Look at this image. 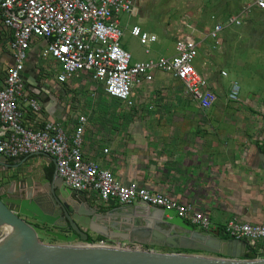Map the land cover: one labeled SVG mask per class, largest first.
Returning a JSON list of instances; mask_svg holds the SVG:
<instances>
[{"label":"crops","instance_id":"1","mask_svg":"<svg viewBox=\"0 0 264 264\" xmlns=\"http://www.w3.org/2000/svg\"><path fill=\"white\" fill-rule=\"evenodd\" d=\"M149 2L139 0L130 15L120 16L119 28L123 36L134 38L128 29L145 22ZM251 12L264 13L255 9ZM217 23L220 22L210 26L204 39L187 37L190 33L186 31L181 36L170 38L174 44L178 39L196 42L197 58L202 55L203 58L200 61L196 58L195 68L206 78L217 98L210 109L201 111L186 94L183 84L163 72L164 77L155 78L153 74L150 83L133 88L135 104L132 108L108 97L87 74H76L64 84L58 83L56 74L59 67L39 57L45 43L37 40L28 51L22 74L24 97L20 106L24 108V121L32 128L53 122L71 136L78 118L85 117L81 141L84 160L110 171L125 186L134 183L139 188L205 213L212 232L221 233L222 226L228 221L263 223L264 95L256 93L252 97L244 89L241 93L240 89L237 102L228 100L231 82L237 81L239 87L240 83L215 66L222 49L210 42L215 39L209 34ZM238 27H226L220 33ZM122 48L131 54L132 62L146 61L126 45ZM199 49H204V54L200 55ZM11 63L5 34L0 31V85L5 67ZM222 71L227 75L222 76ZM28 99H34L40 105L38 123L26 108ZM110 102L121 107L111 108L108 106ZM8 163H22L20 168L11 172L22 173L26 177L31 167L39 177L48 171L52 176L54 173L53 163L45 156L8 159ZM34 190L35 187L33 195L36 193ZM88 205L98 214L112 212L106 221L118 222L120 226L126 220L130 226H142L144 218L154 209L139 203L122 206L117 202L103 204L93 200L88 201ZM193 228L202 231L195 226ZM155 251L161 253L160 250Z\"/></svg>","mask_w":264,"mask_h":264},{"label":"built area","instance_id":"2","mask_svg":"<svg viewBox=\"0 0 264 264\" xmlns=\"http://www.w3.org/2000/svg\"><path fill=\"white\" fill-rule=\"evenodd\" d=\"M139 0H0V31L4 32L12 63L4 70L0 85V156L7 159L47 156L54 159L55 171L63 185L82 195L86 201L103 204L117 202L122 206L139 203L145 206L173 211L185 223L206 231L210 228L208 216L188 204L179 203L151 193L134 183H120L108 170L83 159L81 141L86 124L79 117L71 136L53 122L32 128L24 121L22 74L32 44L39 40L44 46L39 57L59 67L58 83L68 82L76 74H87L100 85L103 92L127 108L134 107V87L150 83L155 71L171 74L183 84L186 94L201 111L216 103V95L206 78L198 73L195 60L196 42L178 39L174 55L145 62H132L131 54L122 48L123 33L119 28L121 15H130ZM264 11V0H251L250 5L226 21L217 23L209 36L216 39L226 27H238L252 10ZM130 35L148 52L156 42L154 34L133 26ZM226 76V72H221ZM240 87L232 81L227 98L237 102ZM26 108L38 123L40 105L34 99L26 100ZM106 152V151H105ZM221 235L246 244L255 256L264 254V222L258 224L228 221ZM73 245L123 248L134 251H155L139 243L113 241L91 233L86 241Z\"/></svg>","mask_w":264,"mask_h":264},{"label":"water","instance_id":"3","mask_svg":"<svg viewBox=\"0 0 264 264\" xmlns=\"http://www.w3.org/2000/svg\"><path fill=\"white\" fill-rule=\"evenodd\" d=\"M49 159L54 165L52 178L43 173L36 179L48 195L34 197L33 179L11 172L22 163L9 164L6 157L0 156V264H264V254L255 256L247 251L245 243L223 239L219 231H197L173 211L154 208L142 226H130L126 219L121 226L118 222H107L112 212L93 211L82 195L63 185L56 174L54 159ZM5 177L8 184L2 182ZM15 191L23 197H15ZM26 219L48 226L51 229L45 230V234L65 244L41 243ZM88 233L177 252L71 244L86 241Z\"/></svg>","mask_w":264,"mask_h":264},{"label":"rangeland","instance_id":"4","mask_svg":"<svg viewBox=\"0 0 264 264\" xmlns=\"http://www.w3.org/2000/svg\"><path fill=\"white\" fill-rule=\"evenodd\" d=\"M149 3L145 12V22L139 24V26L142 31L154 34L157 37V42L149 45L148 54L145 53V48L139 44L138 39L128 38L126 34L120 43L121 46L126 45L127 49L131 51L135 50L146 61L156 60L158 57H172L174 54V43L171 39L173 37L181 36L182 32L186 31L190 33H187L190 35H187V37L204 39L212 24L215 22L224 23L229 15L240 13L251 2L250 0H150ZM130 29L131 26L128 32ZM210 42L215 47L222 49L221 55L215 60V66L225 70L233 79L239 81L241 93L244 89L252 97L256 93L257 95H264V13H247L240 27L225 29L219 34L217 40ZM204 52V49L201 51L199 49L200 55L204 54ZM202 58L203 55L199 56L197 60L200 61ZM163 75L165 74L162 72H154L155 78L164 77ZM254 86H256V89ZM108 106L115 109L121 107L114 102H110ZM28 171V177H31L34 182V191L36 193L33 196L46 194L47 191L44 187L36 183L39 175L35 168L31 167ZM2 182L8 184L7 178L5 177ZM14 196L20 195L15 191ZM26 221L34 227L41 243L51 245L65 244L44 233V230L51 229L48 226L30 219H26ZM77 242L79 243L77 240L71 244H76ZM151 248L160 250L161 253L177 252L171 249Z\"/></svg>","mask_w":264,"mask_h":264},{"label":"flooded vegetation","instance_id":"5","mask_svg":"<svg viewBox=\"0 0 264 264\" xmlns=\"http://www.w3.org/2000/svg\"><path fill=\"white\" fill-rule=\"evenodd\" d=\"M43 195H48V192L46 193V194H43ZM44 202H49V198L46 196L45 198H44ZM90 234L91 233H88V237L87 238H89L90 237ZM97 236V235H96ZM97 237H99V236H97ZM113 241H119V242H121V241H123V240H121V239H112ZM79 241V240H78ZM124 242H127V241H124Z\"/></svg>","mask_w":264,"mask_h":264},{"label":"trees","instance_id":"6","mask_svg":"<svg viewBox=\"0 0 264 264\" xmlns=\"http://www.w3.org/2000/svg\"><path fill=\"white\" fill-rule=\"evenodd\" d=\"M46 177L48 178V179H51L52 178V173H51V171H48V172H46ZM226 238V237H225ZM224 238V239H225ZM88 239V238H87Z\"/></svg>","mask_w":264,"mask_h":264}]
</instances>
